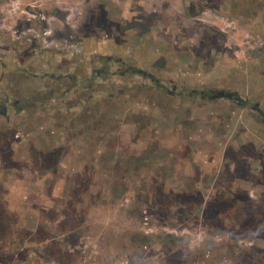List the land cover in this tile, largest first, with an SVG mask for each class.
<instances>
[{
    "label": "rangeland",
    "instance_id": "1",
    "mask_svg": "<svg viewBox=\"0 0 264 264\" xmlns=\"http://www.w3.org/2000/svg\"><path fill=\"white\" fill-rule=\"evenodd\" d=\"M0 101V264H264V0H0Z\"/></svg>",
    "mask_w": 264,
    "mask_h": 264
},
{
    "label": "flooded vegetation",
    "instance_id": "2",
    "mask_svg": "<svg viewBox=\"0 0 264 264\" xmlns=\"http://www.w3.org/2000/svg\"><path fill=\"white\" fill-rule=\"evenodd\" d=\"M109 60V59H107ZM146 78L148 77L146 74H143ZM150 79V81H155L154 83H156L157 86L160 85V83L157 81V80H154L152 77H148ZM182 93H184V90L182 91ZM182 93H180V97L183 96ZM179 95V94H178ZM190 97H196L199 95V98H201L202 100H206V99H209V98H227L228 100L230 101H234L235 103H240V99L238 97L237 94L235 93H229V92H224V91H197V90H194L191 94H189ZM210 100V99H209ZM5 101H0V104H4ZM244 107L247 108V107H251L249 106L248 104V101H244ZM4 111H5V108H4ZM251 111L252 113H258L261 115V110L259 109V105L256 104L254 105L253 107H251ZM263 122H264V115H263Z\"/></svg>",
    "mask_w": 264,
    "mask_h": 264
},
{
    "label": "trees",
    "instance_id": "3",
    "mask_svg": "<svg viewBox=\"0 0 264 264\" xmlns=\"http://www.w3.org/2000/svg\"><path fill=\"white\" fill-rule=\"evenodd\" d=\"M198 14H199L198 12H191L189 15L193 17V16L198 15ZM105 60H107V58H105ZM132 73H134V74H138V73L142 74L141 71H138V70L133 71Z\"/></svg>",
    "mask_w": 264,
    "mask_h": 264
},
{
    "label": "built area",
    "instance_id": "4",
    "mask_svg": "<svg viewBox=\"0 0 264 264\" xmlns=\"http://www.w3.org/2000/svg\"><path fill=\"white\" fill-rule=\"evenodd\" d=\"M44 35H45V33H44Z\"/></svg>",
    "mask_w": 264,
    "mask_h": 264
}]
</instances>
